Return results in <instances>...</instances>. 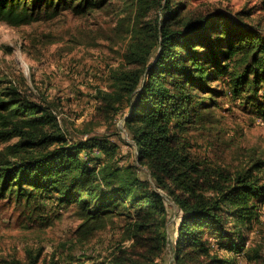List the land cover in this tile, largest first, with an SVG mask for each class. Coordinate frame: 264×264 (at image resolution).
<instances>
[{
    "label": "trees",
    "instance_id": "1",
    "mask_svg": "<svg viewBox=\"0 0 264 264\" xmlns=\"http://www.w3.org/2000/svg\"><path fill=\"white\" fill-rule=\"evenodd\" d=\"M106 1L0 0V21L19 26L53 18L68 8L82 13ZM136 2L139 9L156 8L160 15L143 27L130 26L125 52L129 67L115 73V91H101V100L108 105L129 103L124 124L136 146V159L146 165L156 185L172 196L182 213L175 264H227V259L210 254L205 231L211 229L218 238H225L229 218L244 223L252 217V197L264 194V184H258L251 171L260 165L235 174L218 171L217 178L209 180L211 172L184 150L177 128L197 113L192 102L207 80L229 75L236 97L250 90L259 92L264 82V32L222 14L186 15L184 0ZM261 4L264 7V0ZM231 61L243 70L238 71L236 65L231 70ZM210 63L211 72L205 69ZM2 96L0 141L16 140L0 149V195L54 194L60 202L79 207L81 227L92 219L131 211L126 228L132 252L117 256L112 264H157L167 245L163 196L142 188L128 168L110 163L115 144L98 138L71 142L48 107L18 98L12 86ZM93 148L105 157L89 165L79 154ZM208 182L211 195L204 194ZM227 246L241 250L234 241ZM36 263L37 256L25 263L0 262Z\"/></svg>",
    "mask_w": 264,
    "mask_h": 264
},
{
    "label": "rangeland",
    "instance_id": "2",
    "mask_svg": "<svg viewBox=\"0 0 264 264\" xmlns=\"http://www.w3.org/2000/svg\"><path fill=\"white\" fill-rule=\"evenodd\" d=\"M184 1L186 15L222 14L264 32L261 0ZM138 6L136 0H107L82 13L68 8L53 18L19 26L0 21V98L12 86L18 98L48 107L69 141L98 138L115 144L110 163L128 168L142 188L163 196L167 245L157 264H175L182 213L136 159V146L124 124L129 103L108 105L100 97L101 91H115V73L129 67L125 52L130 26L143 27L160 15L156 8L146 12ZM235 65L243 70L234 61L230 69ZM205 69L211 72L213 64ZM197 94L192 102L197 113L177 128L184 150L211 172L209 180L216 179L218 171L235 174L259 163L260 168L251 171L254 180L264 184V82L259 92L236 97L230 76L222 75L207 80ZM15 140H1L0 149ZM79 155L89 165L105 157L98 148L81 150ZM206 185L204 194H213L209 182ZM249 205H253L252 217L244 223L229 218L225 238L211 229L205 231L210 254L227 259V264H264V194H256ZM80 212L74 202H60L50 193L34 192L30 198L16 197L14 192L0 195V262L25 263L37 256L36 264H112L117 256L132 252L126 228L131 211L92 219L82 227ZM231 241L241 250L227 246Z\"/></svg>",
    "mask_w": 264,
    "mask_h": 264
}]
</instances>
